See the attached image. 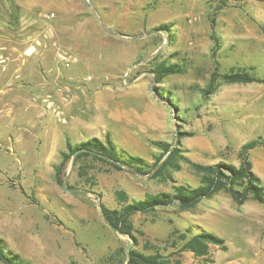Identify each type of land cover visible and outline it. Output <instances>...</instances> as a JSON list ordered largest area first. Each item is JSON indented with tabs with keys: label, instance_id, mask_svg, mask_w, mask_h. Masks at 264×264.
Masks as SVG:
<instances>
[{
	"label": "rangeland",
	"instance_id": "rangeland-1",
	"mask_svg": "<svg viewBox=\"0 0 264 264\" xmlns=\"http://www.w3.org/2000/svg\"><path fill=\"white\" fill-rule=\"evenodd\" d=\"M1 46L9 56L0 64V237L8 250L29 264H128L132 247L171 263L264 264V203L239 204L224 190L189 209L134 214L137 239L108 224L102 203L120 208L176 182L197 186L183 159L165 178L76 159L78 151L61 180L56 169L69 142L107 134L151 164L163 152L153 142L166 141L194 162L238 166L242 145L264 136V82L220 83L207 97L204 89L216 65L264 77V0H0ZM62 49L74 55L70 67ZM162 61L185 70L158 83L152 69ZM251 160L264 183V146ZM188 228L224 244H210L209 257L179 253L176 237Z\"/></svg>",
	"mask_w": 264,
	"mask_h": 264
},
{
	"label": "trees",
	"instance_id": "trees-1",
	"mask_svg": "<svg viewBox=\"0 0 264 264\" xmlns=\"http://www.w3.org/2000/svg\"><path fill=\"white\" fill-rule=\"evenodd\" d=\"M162 28L167 29V31L171 30L167 25H162ZM213 38L219 48V38L215 34H213ZM184 70V66L180 63L162 61L156 62L152 72L155 74L157 82L160 83L167 75L181 73ZM256 81L264 82V77H259L243 68H231L227 72H220L218 65H216L210 82L204 89V94L207 97V95L213 93L220 83H250ZM153 143L163 152L151 164L142 156L129 154L119 149L109 134L106 135L105 140L99 137H91L78 144L69 142L68 151L63 152V158L56 167L57 178L61 180V174L64 172L66 163L77 151L76 159L93 156L119 169H123L126 165L134 173L151 174L154 177L162 178H165L171 169L180 167V159L189 163L191 169L199 176L197 186L176 182L171 192H148L144 198L126 202L120 208H110L104 203L101 204L107 221L112 223L116 229H120L123 233L134 237V239L137 238L134 234L132 216L138 212L147 213L155 211L158 207L171 205H178L181 209H189L196 206L204 198L212 197L222 190L230 193L239 204H243L249 199L264 203V183L254 172L251 160V151L264 146V136L252 139L242 145L239 152L241 160L238 166L226 161L214 164L194 162L181 154L178 145L172 148V144L166 141H154ZM166 155L167 157L164 159ZM119 195L122 200H128L125 192L122 191ZM187 233H191V228L176 237L184 240L178 249L179 253L183 250H190L197 257H209L210 244L222 246L224 244V240L212 232H198L191 236H188ZM127 253L128 264H181V260L171 263L172 260L158 250L146 253L132 247ZM0 260L5 264H29L25 262L22 255L8 250L6 240L2 237H0Z\"/></svg>",
	"mask_w": 264,
	"mask_h": 264
},
{
	"label": "built area",
	"instance_id": "built-area-1",
	"mask_svg": "<svg viewBox=\"0 0 264 264\" xmlns=\"http://www.w3.org/2000/svg\"><path fill=\"white\" fill-rule=\"evenodd\" d=\"M42 16L53 17V16H55V12H51V13L45 12V13H42ZM42 40L43 39H41V38H37L32 46L36 47L37 45H40L42 43ZM5 49L6 48L4 46L0 47V64L1 65H6L9 61V56L6 54ZM58 58L61 61V63L63 64V66H65V67H70L74 62V55L69 50H65V49L59 50L58 51ZM48 107L49 108L52 107V102L48 104ZM53 110H54L56 115H58V116L61 115V113L59 111L56 112L55 108H53Z\"/></svg>",
	"mask_w": 264,
	"mask_h": 264
},
{
	"label": "water",
	"instance_id": "water-1",
	"mask_svg": "<svg viewBox=\"0 0 264 264\" xmlns=\"http://www.w3.org/2000/svg\"><path fill=\"white\" fill-rule=\"evenodd\" d=\"M70 190H71V189H70ZM104 216H105V215H104ZM105 218H106V217H105ZM108 224H109L113 229L117 230L119 233H123L120 229H116V227H115L112 223L108 222ZM132 244H133V243H131V244L129 245V247H131Z\"/></svg>",
	"mask_w": 264,
	"mask_h": 264
}]
</instances>
